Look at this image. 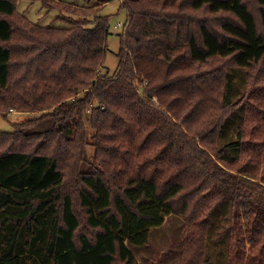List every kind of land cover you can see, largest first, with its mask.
Instances as JSON below:
<instances>
[{
	"label": "trees",
	"instance_id": "obj_1",
	"mask_svg": "<svg viewBox=\"0 0 264 264\" xmlns=\"http://www.w3.org/2000/svg\"><path fill=\"white\" fill-rule=\"evenodd\" d=\"M19 1L0 0V264H138L172 215L180 264H209L222 216L227 264H264V0H121L113 71L99 0H28L66 28Z\"/></svg>",
	"mask_w": 264,
	"mask_h": 264
},
{
	"label": "rangeland",
	"instance_id": "obj_2",
	"mask_svg": "<svg viewBox=\"0 0 264 264\" xmlns=\"http://www.w3.org/2000/svg\"><path fill=\"white\" fill-rule=\"evenodd\" d=\"M76 5H86L85 0H71ZM94 7L98 8L97 16L112 17V27L108 37V50L105 63V71H113L118 65L117 53L120 50L119 30L115 25L122 26L126 22V15L120 11L121 0H99L93 2ZM106 3V4H105ZM18 11L26 16L31 22L40 26L52 25L57 28H66L67 23L64 17L59 15L57 11H47L40 2H32L21 0L17 4ZM76 19V18H73ZM94 24V23H93ZM232 83V90L239 91L245 87V72L242 70H233L229 80ZM264 90L262 91V96ZM88 124V123H87ZM10 125L0 117V131H8ZM89 128L90 135L93 130ZM215 228L211 231L208 247L209 264H227L228 262V242L220 238L223 231L222 225L227 223L225 217H218ZM185 223L184 218L178 215L168 216L163 226L155 228L151 232L150 242L147 247L139 248L130 246L131 251L135 255L138 264H180L183 248ZM250 249V246L248 247Z\"/></svg>",
	"mask_w": 264,
	"mask_h": 264
},
{
	"label": "built area",
	"instance_id": "obj_3",
	"mask_svg": "<svg viewBox=\"0 0 264 264\" xmlns=\"http://www.w3.org/2000/svg\"><path fill=\"white\" fill-rule=\"evenodd\" d=\"M123 26V25H122ZM122 26H120V25H117V23H116V25H115V28H119V27H122Z\"/></svg>",
	"mask_w": 264,
	"mask_h": 264
}]
</instances>
